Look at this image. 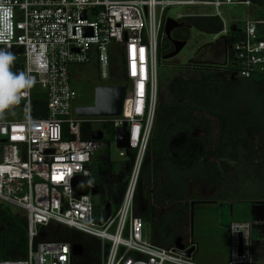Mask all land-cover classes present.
I'll use <instances>...</instances> for the list:
<instances>
[{
    "label": "built area",
    "instance_id": "obj_1",
    "mask_svg": "<svg viewBox=\"0 0 264 264\" xmlns=\"http://www.w3.org/2000/svg\"><path fill=\"white\" fill-rule=\"evenodd\" d=\"M232 5L246 9L243 30L227 31L219 18L218 9ZM175 7L215 9L222 23L219 35L226 42L236 39L228 48L235 69L231 77L264 80V8L254 0H0V49L14 54L12 71L30 78L19 93L24 120L0 119V204L23 213L27 252L24 260L0 264H71L69 244L35 243L40 229L50 225L99 241L101 264H193L174 248L151 244L136 213L137 182L159 100L160 38L167 12ZM185 18L190 16L169 19ZM110 46L119 47L123 86L131 93L128 112L125 117L123 108L118 117H76L68 66L89 62L94 50L99 78L107 81ZM36 95L44 102V117L32 110ZM86 123L93 124L91 134L100 133V140L82 139ZM123 124L134 161L118 207L111 213L105 209L107 217L95 221L89 167L95 153L116 148L115 131ZM116 149L126 158L124 149ZM228 233L229 264H252L250 224L232 222Z\"/></svg>",
    "mask_w": 264,
    "mask_h": 264
},
{
    "label": "trees",
    "instance_id": "obj_2",
    "mask_svg": "<svg viewBox=\"0 0 264 264\" xmlns=\"http://www.w3.org/2000/svg\"><path fill=\"white\" fill-rule=\"evenodd\" d=\"M254 4L264 8V0H254ZM182 21L207 35L215 36L222 31V23L216 17H190ZM188 38V31H185L181 40L186 42ZM234 41L236 39L225 43L228 62L222 74L212 73L194 81L172 79L166 85L168 100H158L135 195L143 208L138 216L150 232L148 240L157 247L169 250L176 238L183 237L189 226L191 202L226 201L234 196L230 190L235 187L239 192H246L245 184L249 182L244 174L246 170L254 168L257 172L253 191L264 185V134L256 142L254 134L260 127L264 130V80L231 78L235 69L229 64L232 55L228 48ZM171 50L164 38V47L158 51V63L161 54ZM235 87L244 88L243 99L252 104L251 113H240L238 108H234L239 100L227 96L226 90ZM40 99L42 97L36 95L31 107L32 110H39L44 117V102ZM220 99L228 105L224 113L215 108V104H221ZM11 110V107L0 109V119L3 120L4 113ZM82 129V139L90 140L93 124L86 123ZM196 131H201V136H194ZM107 132L111 140L112 129L108 128ZM63 139L69 137L64 136ZM125 159L131 167L134 152L128 151ZM157 166H161L162 170H158ZM99 170L110 175L112 169L108 161H102ZM160 177H163L161 183L158 181ZM206 178L215 184V193L204 200L189 198L185 193L186 184L191 180L205 183ZM122 192L123 189H119L113 195L114 209L119 205ZM40 242L81 247L82 255L72 257L71 264H101L99 241L62 226L50 225L40 229L35 243ZM26 252L27 233L23 216L13 214L11 208L0 204V261L24 260Z\"/></svg>",
    "mask_w": 264,
    "mask_h": 264
},
{
    "label": "rangeland",
    "instance_id": "obj_3",
    "mask_svg": "<svg viewBox=\"0 0 264 264\" xmlns=\"http://www.w3.org/2000/svg\"><path fill=\"white\" fill-rule=\"evenodd\" d=\"M218 13L219 18L224 22L227 31H231L233 28H236L237 30H243L246 16V9L243 6H221L218 9ZM178 15L190 17H214L216 16V11L212 7H175L169 9L167 12V16L169 18H175ZM188 36L189 38L185 47L179 52L177 56L168 61H161L160 59L157 69V78L159 83L158 99L160 100H168L166 85L172 79L194 81L197 79H202L205 77V75L212 73L222 74L224 72L223 69L226 68L225 37L219 34L215 36L207 35L198 32L195 29L188 30ZM164 37L165 36L160 38L162 48L164 47ZM108 53L111 60V67L110 78L107 81H101L99 78L94 50L91 51L89 62L85 64H71L68 66L71 87L75 92V98L72 104L73 110L77 107L92 106L94 102V90L96 87L124 85L122 81V58L119 54V47L110 46ZM167 53H163L161 55L164 56ZM243 92V87L229 88L226 90L227 96H234V98L239 100L237 105H234V108H238L240 113L244 111L251 113L253 111V106L252 104L244 101ZM222 94L224 95L225 91ZM130 98V89L127 88L126 97L123 104V117H125L128 112ZM220 101L221 104H215V108L221 113H224L226 111L225 109L228 108V105L225 104L226 102H222L223 99H220ZM11 109V112L6 111L4 113V120H24L25 113L20 108L19 103L13 105V108ZM201 134V131H196L194 136L198 137L201 136ZM214 134L215 132L213 135ZM254 134L256 136L255 142L259 141L264 134V130H262V127H260ZM177 144L178 143H175V145ZM102 161H108L110 163L112 169L110 175H105L100 172L99 169L101 167ZM157 169L162 170V167L157 166ZM89 170V187L91 189L96 188L97 190L95 195H92L90 191V198L93 205V214L95 221H97L98 219L107 217L108 214L104 211L106 205H109V213L113 211V195L119 189L124 190L131 167L127 165L125 158H120L118 156L117 149L111 145L108 150L95 153ZM256 173L257 172L254 168L244 172L246 178H248L249 181L245 184V187L248 188L246 195L255 199L259 198L253 191V189H255L253 182H255V180L258 178ZM160 178L161 179H158L159 183H161L163 177ZM206 179L207 180L205 183H200L195 180L188 182L186 184L185 190L187 196L189 198L199 197L204 200L205 198L214 194L215 184L211 179ZM250 187L252 189H250ZM230 193H233V197L235 198L242 194L239 193V190H237L236 187L231 189ZM243 195L244 194H242V196ZM220 206L225 205H219L215 202L212 203L199 201L190 203L189 226L181 239L182 243L188 248H194V252L189 258L190 262L193 264H229V256L227 253V250L229 251V233L227 226L232 220H246L249 222L251 254L254 253V246H252L254 238H257L258 235V238L261 237V240H264V228L255 226L253 224V218L251 214H248L249 211L240 210L239 206L237 207L234 205H229V210H221ZM142 210L143 208H141L138 201H136L137 214L139 215ZM11 212L20 217L23 216V213L17 209H11ZM220 212H222V214ZM149 233V229L146 225H144L143 236L147 240ZM252 264L256 263L253 262Z\"/></svg>",
    "mask_w": 264,
    "mask_h": 264
},
{
    "label": "water",
    "instance_id": "obj_4",
    "mask_svg": "<svg viewBox=\"0 0 264 264\" xmlns=\"http://www.w3.org/2000/svg\"><path fill=\"white\" fill-rule=\"evenodd\" d=\"M84 18V16H82ZM185 27L184 24L177 23L172 19H166L164 25V35L166 41L171 45L172 51L161 57V61H168L173 59L179 54V52L185 47V41L172 40L170 34L175 29ZM87 31H85V34ZM232 78V77H231ZM233 79V78H232ZM126 97V87L124 86H100L94 90V102L90 107H77L74 109L76 117L80 118H94V117H118L121 115L124 100ZM92 141L101 139L100 133H92L90 136ZM115 144L116 148L124 149L126 153L129 150L128 134L126 131V125L115 131ZM96 188L91 189V194L95 195ZM109 205H106L108 210ZM174 251L181 256L189 259L194 252V248L190 247L186 249V246L182 243L180 237L176 238L173 245ZM82 255V248L77 245L71 246V257H79Z\"/></svg>",
    "mask_w": 264,
    "mask_h": 264
},
{
    "label": "crops",
    "instance_id": "obj_5",
    "mask_svg": "<svg viewBox=\"0 0 264 264\" xmlns=\"http://www.w3.org/2000/svg\"><path fill=\"white\" fill-rule=\"evenodd\" d=\"M250 189H252V188L250 187ZM247 191H248V188H246V192H239V193L244 194L243 196L241 194V195L237 196L236 198L235 197H229L228 200L222 201V202H217V204H219V205L224 204L225 205V206H220L221 210L222 209L229 210L230 209L229 205H234L237 207L239 206L240 210L249 211L248 214H251V216L253 218V221H252L253 224L255 226H260V227L264 228V185L260 186L256 190V192L254 191V193L257 194V196L259 198H256V199L250 198V196L246 195ZM220 213L222 214V212H220ZM226 213H229V212H226ZM232 222L249 223L246 220L245 221H233L232 220L231 222H229V224ZM227 228H228V226H227ZM256 232H257V230H256ZM252 246H254V253L251 254V255H253L252 256L253 262H255L256 264H264V240H261V237L258 238V235H257V238L255 237L254 241L252 242ZM227 253H228V250H227Z\"/></svg>",
    "mask_w": 264,
    "mask_h": 264
},
{
    "label": "clouds",
    "instance_id": "obj_6",
    "mask_svg": "<svg viewBox=\"0 0 264 264\" xmlns=\"http://www.w3.org/2000/svg\"><path fill=\"white\" fill-rule=\"evenodd\" d=\"M14 61L11 51L0 49V109L18 104L21 88L30 83V78L24 73L12 71Z\"/></svg>",
    "mask_w": 264,
    "mask_h": 264
},
{
    "label": "flooded vegetation",
    "instance_id": "obj_7",
    "mask_svg": "<svg viewBox=\"0 0 264 264\" xmlns=\"http://www.w3.org/2000/svg\"><path fill=\"white\" fill-rule=\"evenodd\" d=\"M177 23H182V24H184L185 25V27H182V28H180V29H175V30H173L172 32H171V34H170V37H171V39L172 40H175V41H183V40H181L182 39V37L184 36V34H185V31H188V30H190V29H192L189 25H187L185 22H183L182 20H180V21H178ZM187 42V41H186ZM167 44L171 47V45L167 42ZM172 48V47H171ZM172 51V50H171ZM171 51H168V53L169 52H171ZM186 246V245H185ZM186 248H188L187 246H186Z\"/></svg>",
    "mask_w": 264,
    "mask_h": 264
}]
</instances>
